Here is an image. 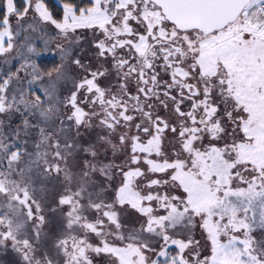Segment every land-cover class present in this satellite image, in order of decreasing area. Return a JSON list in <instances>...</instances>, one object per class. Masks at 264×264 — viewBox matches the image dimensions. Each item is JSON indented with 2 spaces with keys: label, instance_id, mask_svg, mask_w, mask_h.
<instances>
[{
  "label": "snow or ice",
  "instance_id": "1",
  "mask_svg": "<svg viewBox=\"0 0 264 264\" xmlns=\"http://www.w3.org/2000/svg\"><path fill=\"white\" fill-rule=\"evenodd\" d=\"M48 25L63 40L55 79L37 63L50 53L32 42L40 34L48 46ZM84 29L95 69L73 55ZM14 52L20 64L0 77V113L19 114L38 139L30 152L15 130L0 131V247L23 264H54L39 251L45 218L33 184L63 172L60 264H93L91 253L107 254L108 264H264V238L253 235L264 230V0H67L60 18L44 0H6L0 56ZM65 60L82 74L58 93ZM104 63L115 69V90L98 83ZM93 119L125 158L105 163L86 150L92 159L77 177L61 168L76 147L64 134ZM93 173L105 178L111 203ZM124 205L143 217L138 228L121 224Z\"/></svg>",
  "mask_w": 264,
  "mask_h": 264
},
{
  "label": "rangeland",
  "instance_id": "2",
  "mask_svg": "<svg viewBox=\"0 0 264 264\" xmlns=\"http://www.w3.org/2000/svg\"><path fill=\"white\" fill-rule=\"evenodd\" d=\"M55 2L60 4L63 8L64 2L62 0H55ZM45 30L46 35L43 36V39H49L50 41L47 47L43 46L40 34H33L32 36V42L36 45L37 51L41 53H50L49 55L41 56L37 60L38 66L42 72H46L45 68L42 66V61L45 59H55L57 62V68L60 67V50L57 49L55 45L63 42L62 38L58 36V30H56L54 26L48 25ZM78 34L82 35L79 44L76 45L73 50V55L80 58L82 63H87L95 69L94 66L98 63V61L95 58L96 50L92 43V30H78ZM19 64L20 58L15 54V52L8 57L0 56V77H6V74L15 72L19 67ZM105 64L108 66V63ZM64 67L67 71V79H62L58 82V93H65L67 89L72 87L73 81L77 80L82 74L81 69L67 60L64 61ZM51 72L52 79H55L57 73L54 70ZM115 80L118 79L115 77ZM107 84H116L114 85L115 87L117 86V81H115V83L108 81ZM36 94L39 93L37 92ZM81 106L85 109V111L88 110V105L85 106L83 104ZM31 119L32 118L29 117V120ZM61 119H63V117H61ZM0 121L3 122V124L0 125V131H2L5 135H8L13 133V130H15L18 133V136L13 137L14 141L19 143L22 148L26 146L30 152L33 150L32 145L34 141L38 139L36 128H26L19 114L0 113ZM97 122L98 120L93 119L87 126L80 125L78 128L73 125L64 134V138L74 143L76 147L75 150L68 156L66 165L61 164V168L66 166L77 177L80 175V168L83 161L92 159L90 151L86 150L97 149L99 159L104 160L105 163L115 161V163L119 164L125 158V154L122 150L113 152L111 144L117 143L115 135L110 133L107 128L101 129L102 127L97 128L94 126ZM67 123L71 124L72 122ZM55 127L57 129L60 127L58 121L55 124ZM106 140H110L111 144L106 143ZM21 163H23V161H21ZM92 180L96 186V192L104 199L105 202L111 203L109 193L104 192L101 188V185L106 183L105 178L100 173H93ZM33 187L36 189L35 198L41 205L40 214H42L45 218L44 223L40 227V237L38 240L39 251L47 253L49 258L53 259L54 264H60V254L55 245L60 238H63L66 235L65 210L67 206L59 204V199L64 194L65 190L63 172L60 174L51 173L47 176L36 178ZM117 211L119 213L120 222L126 229L134 230L138 228L140 223L143 221V217L140 213L128 205H124L123 208L118 207ZM95 215L97 214L92 211L89 215V220H91ZM263 233L264 230L259 227L255 228L253 231V235L257 239L264 238ZM194 234L197 239L200 238L198 227L194 229ZM92 242L94 244H99V239L93 237ZM90 255L92 257L93 264H108L110 259V257L104 253H91ZM0 264H23V261L19 253L14 251L10 246H6L0 247Z\"/></svg>",
  "mask_w": 264,
  "mask_h": 264
},
{
  "label": "trees",
  "instance_id": "3",
  "mask_svg": "<svg viewBox=\"0 0 264 264\" xmlns=\"http://www.w3.org/2000/svg\"><path fill=\"white\" fill-rule=\"evenodd\" d=\"M64 3L67 0H62ZM17 7H22L24 5V0H15ZM79 2V0H77ZM45 5L47 8L52 12V15L55 18H60L62 16L63 8L60 4L55 2V0H44ZM84 3H87V0H84ZM6 11V0H0V18L5 15ZM42 66L45 68L46 72L52 71L57 68V62L55 59H45L42 61ZM264 235V233H263Z\"/></svg>",
  "mask_w": 264,
  "mask_h": 264
},
{
  "label": "flooded vegetation",
  "instance_id": "4",
  "mask_svg": "<svg viewBox=\"0 0 264 264\" xmlns=\"http://www.w3.org/2000/svg\"><path fill=\"white\" fill-rule=\"evenodd\" d=\"M97 36H99V33L97 34ZM107 64L104 63V68L107 69V72L104 76H101L98 80V83L101 85V87L103 88H108V89H113L115 90L117 87H118V84H119V81L118 80H115V69L113 67L110 66V64H108V66H106ZM98 66V63L95 64V68ZM117 78V77H116ZM111 82V83H115V81H117V86L114 87V85L116 84H111V85H108L107 82ZM113 81V82H112ZM130 90H134L133 89V86H130ZM85 106L87 104H84ZM163 114V112L161 113ZM94 126H96L97 128L98 127H102L101 129H106V127H103L100 125L99 121L97 123L94 124Z\"/></svg>",
  "mask_w": 264,
  "mask_h": 264
}]
</instances>
